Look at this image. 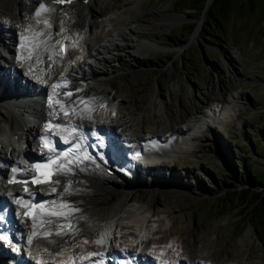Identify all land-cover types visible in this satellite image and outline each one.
<instances>
[{
  "label": "rangeland",
  "instance_id": "374dc122",
  "mask_svg": "<svg viewBox=\"0 0 264 264\" xmlns=\"http://www.w3.org/2000/svg\"><path fill=\"white\" fill-rule=\"evenodd\" d=\"M178 1L89 0L83 3L89 4L91 21L90 27L86 29H82L79 24L83 12L81 0L48 12L49 19L56 26V34H67L72 40L69 43V39L63 37L70 44V60L79 58L82 49L86 51L85 43L92 45L97 38H105L109 31L116 33L114 29L120 25L118 17L123 11L130 14L129 22L138 20L133 24L134 30L137 31L143 25L142 21H146L147 31L155 32L163 45L160 51L149 56L144 55L142 46H136L134 54L145 64L146 72L142 76L127 72L113 84L116 94L124 102L120 109L122 107L130 112L128 124L124 126L125 134H137L141 127L150 131L157 122H161L160 130L165 131L163 126L168 121L171 125L179 124V116L186 112L183 114V124H179L182 128L180 134L185 137L174 134L170 140L168 137L160 139L172 144L188 138L190 145L188 150L172 149L176 156L169 171L161 167L156 169H160L159 172L153 173L160 180L157 188L170 191L171 194L161 195L156 201H146L149 248L145 249V246L143 252L148 253L151 249L154 252L149 256V264H158L157 255L165 250L170 251L167 247L171 241L181 244L186 250L196 245L200 251H207L210 264H264V229H260L257 223L255 226L260 229L258 231L242 224L244 218L231 203V191L223 187L230 178L229 173L236 160L248 166L251 162L255 172L264 174V138L261 136V128L264 129V21L258 23L256 20L259 15L257 10L249 12L247 6L239 10L233 2L220 27L211 28L208 30L210 37H203V16L198 17L194 29L190 31L193 22L189 17L191 13L182 11L181 0ZM20 14L22 21L26 19L27 8L22 9ZM143 15L147 16L146 20L141 19ZM169 17L174 19L168 22L166 19ZM0 26L7 30L3 21H0ZM10 29L9 34H16ZM1 35L8 34H0L3 38ZM202 47L205 48L207 60ZM177 49L179 55L175 52ZM120 54L125 58L124 52ZM215 56L219 58L221 69L211 61H218ZM89 64L86 73L91 70L101 73L109 68L107 63L98 60H91ZM0 65H5L1 59ZM171 78L172 83L179 87L169 95ZM20 83H23L22 79ZM155 83L158 96L164 99L166 106L160 112H142ZM4 117L5 114L0 113V142L7 143L9 136H6V140L1 137L7 128ZM4 154L5 159H11L9 151ZM257 158L260 161L253 163L252 160ZM139 168L140 175L134 176L135 179L153 177L143 170L142 165ZM173 175L178 188L171 184ZM129 178L131 180L132 176ZM50 186L55 187L53 183ZM77 187L80 189L81 185ZM97 189L102 190V186L97 185ZM138 189H145L142 182ZM99 193L105 194L104 191ZM111 238V249L119 252L116 256H128L118 251V245L128 247L133 242L127 236V231L116 228ZM156 248L158 250L155 251ZM128 250L136 251L133 248ZM169 255H174L172 258L176 256L173 253ZM200 260L197 256L196 264H202ZM1 264L7 262L1 261Z\"/></svg>",
  "mask_w": 264,
  "mask_h": 264
},
{
  "label": "bare ground",
  "instance_id": "6f19581e",
  "mask_svg": "<svg viewBox=\"0 0 264 264\" xmlns=\"http://www.w3.org/2000/svg\"><path fill=\"white\" fill-rule=\"evenodd\" d=\"M55 1L0 0V21L7 25V30L0 26V34L3 32L8 34L1 35L3 38L0 37V59L7 66L6 71L0 66V113L5 114L6 118H4L7 121V128L1 137L6 140L9 136V142H0V163L5 161L4 153L7 151L11 157L8 162L11 163L14 159L21 160L24 154L35 148L34 140L40 132L39 130L44 129L45 120L49 118L52 119L53 126L60 124L70 130L76 129L74 137L67 132L53 134L58 131L54 127L48 130L59 143L65 142V139L69 141L72 138L84 137L87 132L93 134V131L101 133L99 136L101 142L93 145L88 138L85 145H93V150L80 146L79 151L71 152L68 158L75 161L71 165L72 171L68 174L55 176L54 180H59L60 183L54 184L55 191H52L53 188L46 190L48 195L41 198L39 205H43V209L38 207L36 215L30 220L16 219L15 229L20 232V235H16L15 244H18L16 247L21 246L26 249L24 250L25 254L28 251L35 264L41 261L46 264H92L91 261L95 259H100L99 264H111V256L114 251L111 249V235L114 229L118 228L126 230L127 236L133 239L128 247L122 244L118 245V251L128 254L131 260L134 257L138 261L139 258L146 259L145 264H148L147 257L154 252L152 249L148 253H146L147 251L143 252L149 248L147 245L148 208L146 201H156L161 195L171 194L170 191H160V188H157L160 186V180L153 173L159 172L160 169H156L161 167L169 171L176 156L173 155L175 150L172 151V149L188 150L190 145L188 138H182L179 143L172 144L160 139L168 137L170 140L174 134L185 137L180 134L182 128L179 124H183L185 119L183 114L186 112L184 111L179 116V124L171 125L168 121L163 126L164 129L166 128L165 131L160 130L161 122H157L156 127L150 131L141 127L137 134H125L126 127L124 128V126L128 124L130 112L125 108L123 110L124 102L116 94L113 84L117 78L125 76L127 72H134L136 76H142L146 72L145 64L134 54L136 46H142L144 55L149 56L160 51L163 45L155 32L147 31L146 21H142L141 28L137 31L134 30L133 24L135 25L138 20L129 22L130 14L123 11L118 17L121 20L120 25L116 28L117 30L114 29V32L117 31L116 33L112 34L113 31H109L105 38L94 39L95 42L92 45L85 43L86 51L82 49L79 58L70 60L68 47H65L66 53L62 52L59 47L61 44L70 45L71 38H68L67 34H56V26L53 25L51 19H48L51 18L48 11L54 9ZM84 1L88 3L89 0H81L83 12L80 14L79 24L82 29L89 28L91 22L88 12L89 4H83ZM41 5L48 11L32 19ZM24 8H27L30 18L27 16L22 21L20 12ZM137 8L140 9V4ZM146 17L143 15L141 19L146 20ZM173 19V17H169L166 20L169 22ZM13 23L14 25H12ZM10 28L17 32V40L15 39L17 34H9ZM22 36L24 39L21 38ZM64 36L69 39V43L67 39L63 38ZM123 52L126 54L125 58L120 54ZM175 52L179 55L178 49ZM30 54L33 56L31 60L27 59ZM104 54H111V56ZM37 58L43 62H38ZM111 58L115 60L110 61ZM91 60L107 63L108 70L101 73L91 70L86 73V68L88 70L90 67ZM15 65L19 66L18 71H15ZM30 69H32L31 72ZM23 74L26 79H23L24 84H20L17 76L21 78ZM170 80L169 95L173 89L179 87L172 83V78ZM53 85H57V87L54 89ZM69 92L72 93L71 96L67 95ZM158 93V86L155 83L150 93V99L143 105L142 112L148 110L160 112L166 106V102L158 96ZM50 96L52 97L51 107L48 103ZM56 101H60V104H57ZM61 105L67 107L62 108ZM120 106H122L121 109ZM65 110H71L69 116L63 115ZM226 113L228 114L229 111L227 110ZM94 135L96 134L94 133ZM125 141L131 143V149L139 147L141 142H144L145 148L151 149L146 152L155 154V158L146 156L139 160L143 170H146L148 175H153L151 179L142 176L134 178V176L140 175L139 167L141 165L137 166L132 161V155L136 151L126 150ZM85 156H89L90 159H84ZM119 164L127 168L124 173L127 176L131 175V180H128L127 176L118 170ZM9 166L7 164V167ZM106 168L114 176L109 177ZM4 173V168H0V198H5L10 202L17 194L18 200H21L22 204L14 202L16 208L12 210L15 212L17 208L36 197L34 196L35 188H32L30 182L22 186L6 187L4 181L7 177L3 178ZM25 174L29 176L28 171H25ZM173 179L171 184L174 188H178L174 175ZM140 182L143 183L145 189H138ZM79 185H81L80 189L77 187ZM97 185L102 186V190L97 189ZM25 187L28 188L27 192ZM65 188L68 189L67 192H65ZM100 191H104L105 194H100ZM22 196H24L23 199ZM53 202L57 209L61 204H67L75 211H72L67 219L43 215L44 212L52 209ZM41 219L54 222L48 225L51 235L48 239L34 238L30 244L28 237L33 232L34 223L39 225ZM69 224L71 229L68 228ZM60 226L64 227L67 234L55 235V231ZM199 227L200 224L197 229ZM121 237L123 236L121 235ZM170 243L167 247L170 248V251L161 253L162 261L159 259L160 256L158 257L160 264H166L164 260L170 261L171 264H196L197 256L201 259L200 263L210 264V260L207 259L208 252L200 251L196 245L186 250L181 244L174 241ZM0 248L2 249H0L1 264L3 251L7 255L10 252L4 250L1 245ZM128 248H133L136 251L131 252ZM169 252L176 256L173 258L174 255L168 256ZM116 257L119 261L123 258ZM16 260L18 259L16 258ZM7 264L11 263L7 262ZM116 264H120V262H116Z\"/></svg>",
  "mask_w": 264,
  "mask_h": 264
},
{
  "label": "trees",
  "instance_id": "16d2710c",
  "mask_svg": "<svg viewBox=\"0 0 264 264\" xmlns=\"http://www.w3.org/2000/svg\"><path fill=\"white\" fill-rule=\"evenodd\" d=\"M175 1L179 3L178 0ZM205 2L206 0L180 1L183 6L182 11L191 13L189 17L193 22L190 26V31L194 29L198 17L200 15L203 16L204 24L201 31L203 37H210L208 30L211 28L220 27L222 20L226 19L228 9L233 2L239 10L245 6H247L249 12L257 10L259 15L256 17V20H258V23L264 21V0H211V3L207 7H205ZM217 37L215 38L217 39ZM204 50L205 48L202 47V53H204V58L207 60ZM215 58L218 61H211L221 69L219 58L217 56ZM261 130H263L261 136L264 138V129L261 128ZM255 161L258 162L260 160L259 158L254 161L252 160L253 163ZM254 169L251 162L250 166H248L244 165L241 160L234 161L232 172L229 173L230 178L224 183L223 187L231 191V203L235 205V208H238L242 215L241 217L244 218L242 224L245 226L249 225L258 231L262 228L264 229V174L257 173ZM255 223L260 225V229L255 226Z\"/></svg>",
  "mask_w": 264,
  "mask_h": 264
},
{
  "label": "snow or ice",
  "instance_id": "6c2138e0",
  "mask_svg": "<svg viewBox=\"0 0 264 264\" xmlns=\"http://www.w3.org/2000/svg\"><path fill=\"white\" fill-rule=\"evenodd\" d=\"M57 2L60 3H64V2H70V0H57ZM48 9L45 8L43 5L40 6V9L35 13V15L37 17L41 16L44 12H47ZM50 26V25H49ZM22 39H24V37H21ZM65 51L66 53V48L62 49ZM23 59V58H22ZM29 60L33 59V56L30 54L28 56ZM38 62L42 63L43 61L40 60L39 58H37ZM32 71V69H30V72ZM57 87V85H53V88L55 89ZM68 96H71L72 93L69 92L67 93ZM57 104H60V101H56ZM49 106H52V97H49ZM61 107H67L64 105H61ZM70 111H65L64 115L65 116H69L70 115ZM55 115V112L53 113ZM114 115V113H113ZM50 127H54L56 130H58L57 132H54L53 134H61L62 132H67L69 133V135L71 136H75L76 135V129H68L65 125H60V124H56L54 126L51 125V122H49L48 125H46V130L49 129ZM41 144L47 148V150L50 153H56L55 156L50 157L47 163L44 164H36L33 167L39 171L40 169H46L47 170V178L46 179H37V178H33L32 182L33 183H53V184H57L60 183L59 180H53L51 179L53 176H57V175H61V174H68L72 171L71 165L73 163H75V161L73 159H69V155L70 153L68 152H64V153H59L56 146L54 144H52L47 136H42L41 138ZM99 139V138H98ZM65 143H68V140L65 139ZM84 159H90L89 156H85ZM19 169L17 168H13L12 169V173H13V177L12 179L9 180V183H21L22 181L17 180L16 179V174L18 173ZM25 191H28V188L25 187ZM52 191H55V188L52 189ZM68 189L65 188V192H67ZM16 203L18 204H22L21 200H17ZM41 209H43V205L39 206ZM72 211H75L74 209H71L70 205L67 204H61L60 208L57 209L55 202H53L52 205V209L49 211H46L43 213V215L45 216H55L57 218L63 217L64 219H67V216L71 214ZM3 220V217H0V221ZM35 220V218H34ZM54 222L52 220H40L39 225H36L34 223L33 226V232L29 235L28 237V241L31 244L34 238H45L48 239L51 235V233L48 231V225L53 224ZM68 228L71 229V225H68ZM67 234L64 227L60 226L58 227V230L55 231V235L60 236V235H65ZM0 240H5L8 241L10 244L12 243V241L9 239L8 236L3 235L2 233H0ZM75 259V258H73Z\"/></svg>",
  "mask_w": 264,
  "mask_h": 264
},
{
  "label": "water",
  "instance_id": "95a60500",
  "mask_svg": "<svg viewBox=\"0 0 264 264\" xmlns=\"http://www.w3.org/2000/svg\"><path fill=\"white\" fill-rule=\"evenodd\" d=\"M211 3V0H206L205 7H207Z\"/></svg>",
  "mask_w": 264,
  "mask_h": 264
}]
</instances>
